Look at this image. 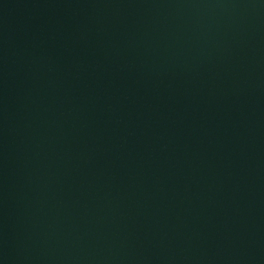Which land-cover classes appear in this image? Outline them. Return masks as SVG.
Segmentation results:
<instances>
[{"label": "water", "instance_id": "obj_1", "mask_svg": "<svg viewBox=\"0 0 264 264\" xmlns=\"http://www.w3.org/2000/svg\"><path fill=\"white\" fill-rule=\"evenodd\" d=\"M0 264H264V0H0Z\"/></svg>", "mask_w": 264, "mask_h": 264}]
</instances>
